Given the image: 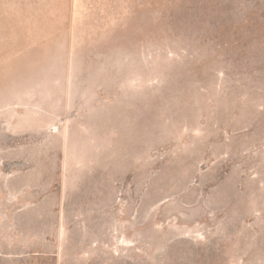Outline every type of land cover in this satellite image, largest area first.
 <instances>
[{
    "label": "rangeland",
    "instance_id": "1",
    "mask_svg": "<svg viewBox=\"0 0 264 264\" xmlns=\"http://www.w3.org/2000/svg\"><path fill=\"white\" fill-rule=\"evenodd\" d=\"M0 264H264V0H0Z\"/></svg>",
    "mask_w": 264,
    "mask_h": 264
}]
</instances>
